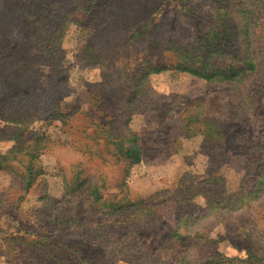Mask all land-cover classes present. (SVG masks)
Wrapping results in <instances>:
<instances>
[{"label": "rangeland", "instance_id": "obj_1", "mask_svg": "<svg viewBox=\"0 0 264 264\" xmlns=\"http://www.w3.org/2000/svg\"><path fill=\"white\" fill-rule=\"evenodd\" d=\"M0 264H264V0H0Z\"/></svg>", "mask_w": 264, "mask_h": 264}, {"label": "trees", "instance_id": "obj_2", "mask_svg": "<svg viewBox=\"0 0 264 264\" xmlns=\"http://www.w3.org/2000/svg\"><path fill=\"white\" fill-rule=\"evenodd\" d=\"M134 149H136V148H134ZM128 154L130 156H133L134 158H138L139 157V154L137 152H135V150H133V149H129L128 150Z\"/></svg>", "mask_w": 264, "mask_h": 264}]
</instances>
